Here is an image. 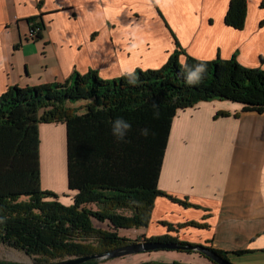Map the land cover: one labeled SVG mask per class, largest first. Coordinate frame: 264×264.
Instances as JSON below:
<instances>
[{"label":"crops","instance_id":"obj_1","mask_svg":"<svg viewBox=\"0 0 264 264\" xmlns=\"http://www.w3.org/2000/svg\"><path fill=\"white\" fill-rule=\"evenodd\" d=\"M230 1L0 0V95L30 73L22 37L40 19L53 75L63 82L75 73L95 71L109 80L131 69H159L177 47L180 63L187 56H235L243 67L264 70V0H246L241 29L224 21ZM37 130L40 187L66 194L61 199L69 203L75 192L67 183L66 127L40 123ZM156 186L190 205L158 196L137 235L166 234L222 250L233 264H264V111H242L227 100L178 110ZM164 222L203 226L170 230Z\"/></svg>","mask_w":264,"mask_h":264},{"label":"trees","instance_id":"obj_2","mask_svg":"<svg viewBox=\"0 0 264 264\" xmlns=\"http://www.w3.org/2000/svg\"><path fill=\"white\" fill-rule=\"evenodd\" d=\"M246 3L231 0L225 23L241 29ZM36 26L41 31L44 22L40 19L29 29ZM40 31L36 38H40ZM179 54L177 47L159 69H135V85L128 84L124 75L104 80L91 71L75 73L62 83L10 86L0 95V216L8 218L0 225V243L22 250L33 257L34 264L100 255L126 245L129 239L119 236L120 230L148 227L158 196L190 205L156 186L174 115L209 100L235 102L242 111L260 113L264 111V70L243 67L235 56L215 60L187 56L180 63ZM185 62L207 64V74L196 85L186 83ZM79 100L87 102L77 106L71 103ZM219 114L226 112L216 116ZM117 117L132 125L125 140L119 142L110 127ZM56 122L66 127L67 183L75 192L69 203L61 199L66 194L40 187L37 128L40 123ZM143 128L149 129L147 137L140 134ZM96 221L106 222L107 227L96 226ZM162 224L170 230L182 225L203 226L193 222ZM145 240L189 243L166 234ZM208 249L229 261L228 253ZM80 264L102 263L90 259Z\"/></svg>","mask_w":264,"mask_h":264},{"label":"rangeland","instance_id":"obj_3","mask_svg":"<svg viewBox=\"0 0 264 264\" xmlns=\"http://www.w3.org/2000/svg\"><path fill=\"white\" fill-rule=\"evenodd\" d=\"M23 49L29 56V70L30 73L24 76L19 87H33L40 84H46V80L51 82L57 81L62 83L54 77V60L47 42L41 38H30L29 35L22 37ZM87 100H79L71 102L73 106L83 105ZM96 226L102 228L107 227V223L95 222ZM136 229L120 230L119 236L128 238L126 244H132L149 238L146 234H138ZM144 230V229H143ZM178 239V238H177ZM180 240V239H178ZM68 259V258H65ZM63 259V260H65ZM71 259V258H69ZM0 260L7 263H21L34 264L33 257L26 255L22 250L7 247L0 243ZM174 260L185 264H214L213 261L197 251L191 250H176V249H161L157 248L149 251H139L133 254H127L120 257H108L99 260L102 264H141L150 262L170 263Z\"/></svg>","mask_w":264,"mask_h":264},{"label":"water","instance_id":"obj_4","mask_svg":"<svg viewBox=\"0 0 264 264\" xmlns=\"http://www.w3.org/2000/svg\"><path fill=\"white\" fill-rule=\"evenodd\" d=\"M157 248L161 249H176V250H191V251H197L199 253H202L205 255L207 258L211 259L214 261L216 264H232L230 261L224 260L220 255H218L216 252L208 249L207 246L202 245V244H195L193 245L192 243H186V244H177L176 242H171V243H161V241H146L142 240L137 243L133 244H127L120 246L118 248H113L104 254H93L89 256H80V257H75L71 259H65L61 260L59 262L55 263H47V264H80L82 262H86L87 260L90 259H99L103 260L108 257H120L124 256L127 254H133L139 251H149V250H154ZM0 264H21V263H7V262H0Z\"/></svg>","mask_w":264,"mask_h":264},{"label":"clouds","instance_id":"obj_5","mask_svg":"<svg viewBox=\"0 0 264 264\" xmlns=\"http://www.w3.org/2000/svg\"><path fill=\"white\" fill-rule=\"evenodd\" d=\"M184 72L186 73L185 79L189 86L196 85L199 83L203 77L207 74V64L205 62H199L195 65H189L187 62L184 64ZM126 76L127 83L130 85H135L137 83V76L135 74V69L126 71L122 73ZM154 115H158L154 114ZM111 134L119 142L124 141L127 134L131 131V122L124 119L123 117H117L110 122ZM140 134L147 137L149 135V129H140ZM6 216H0V225L6 223Z\"/></svg>","mask_w":264,"mask_h":264},{"label":"built area","instance_id":"obj_6","mask_svg":"<svg viewBox=\"0 0 264 264\" xmlns=\"http://www.w3.org/2000/svg\"><path fill=\"white\" fill-rule=\"evenodd\" d=\"M40 30L39 26L33 27L32 29H28V35L30 38H35L37 32Z\"/></svg>","mask_w":264,"mask_h":264},{"label":"flooded vegetation","instance_id":"obj_7","mask_svg":"<svg viewBox=\"0 0 264 264\" xmlns=\"http://www.w3.org/2000/svg\"><path fill=\"white\" fill-rule=\"evenodd\" d=\"M142 241V240H141ZM140 242V241H139ZM134 243H137V242H134ZM133 244V243H132ZM127 245V244H126Z\"/></svg>","mask_w":264,"mask_h":264},{"label":"bare ground","instance_id":"obj_8","mask_svg":"<svg viewBox=\"0 0 264 264\" xmlns=\"http://www.w3.org/2000/svg\"><path fill=\"white\" fill-rule=\"evenodd\" d=\"M40 31V30H39ZM35 38H36V36H35Z\"/></svg>","mask_w":264,"mask_h":264}]
</instances>
